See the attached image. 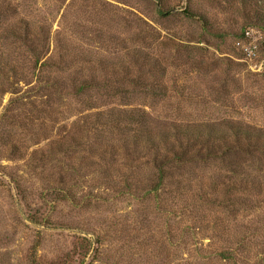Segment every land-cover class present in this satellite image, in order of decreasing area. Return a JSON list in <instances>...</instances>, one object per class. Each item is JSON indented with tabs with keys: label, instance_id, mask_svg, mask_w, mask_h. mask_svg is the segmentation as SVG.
<instances>
[{
	"label": "rangeland",
	"instance_id": "374dc122",
	"mask_svg": "<svg viewBox=\"0 0 264 264\" xmlns=\"http://www.w3.org/2000/svg\"><path fill=\"white\" fill-rule=\"evenodd\" d=\"M0 264H264V0H0Z\"/></svg>",
	"mask_w": 264,
	"mask_h": 264
},
{
	"label": "trees",
	"instance_id": "16d2710c",
	"mask_svg": "<svg viewBox=\"0 0 264 264\" xmlns=\"http://www.w3.org/2000/svg\"><path fill=\"white\" fill-rule=\"evenodd\" d=\"M32 36L33 33L26 32L24 37H22V35L19 36V40L30 47L29 42L32 41ZM33 47L37 50V47L34 43ZM32 51L35 52L34 49H32ZM38 62L39 61L37 60L36 63ZM43 64L45 65V62ZM114 113L115 112H112V114L111 112H98L95 114V116L98 118H103L107 115L109 116L110 114L113 115ZM119 115H125L127 117L126 120L138 122V125H140L139 130H144L141 128V125L145 123L144 113L135 112L132 110H124L120 111ZM212 130H214V132L217 131L215 129ZM191 132H193V129L189 126H174L172 130L166 132L167 134H165L164 138L160 139L159 143H157L156 146L152 148V146L149 145L148 147L152 148V150L155 151V161L158 162L161 159V161L165 164L168 162L172 164L178 162L179 165L187 166L188 160L186 159V157L188 155V152L191 149L199 148H201L200 151L202 149H207V154H212L214 157H219L223 161H226L228 153L232 151L234 147H238L239 145H241L242 141L244 140L248 141V143L250 144L254 139L253 134L251 135L249 131L244 130L239 125L235 124L232 127H229L228 130H225L222 137L217 134H210V132L208 135H205L202 131H199V135ZM145 133L146 129L142 132H136L135 138L138 144L145 142ZM147 140L153 143L155 142V140L152 139ZM199 145L203 146L197 148ZM218 153L220 155H218ZM203 159L208 161V156L204 157ZM165 170L166 168L160 166L159 172H157L156 174L158 175L160 182H163V171Z\"/></svg>",
	"mask_w": 264,
	"mask_h": 264
},
{
	"label": "built area",
	"instance_id": "2783aa9c",
	"mask_svg": "<svg viewBox=\"0 0 264 264\" xmlns=\"http://www.w3.org/2000/svg\"><path fill=\"white\" fill-rule=\"evenodd\" d=\"M250 33L249 32H247V35H249Z\"/></svg>",
	"mask_w": 264,
	"mask_h": 264
}]
</instances>
